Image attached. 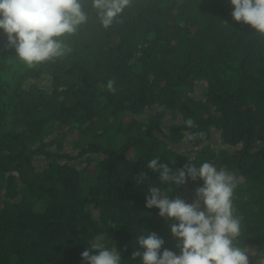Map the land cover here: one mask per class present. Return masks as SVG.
<instances>
[{
	"label": "trees",
	"instance_id": "obj_1",
	"mask_svg": "<svg viewBox=\"0 0 264 264\" xmlns=\"http://www.w3.org/2000/svg\"><path fill=\"white\" fill-rule=\"evenodd\" d=\"M83 7L89 19L69 38L72 51L42 65L16 60L0 30V264H84L97 236L122 264H141L131 254L146 232L165 241L161 254L180 255L175 221L146 207L147 191L173 188L171 199L189 203L203 181L161 184L147 168L154 158L173 172L190 160L236 175L238 243L255 246L259 264L264 37L233 19L230 0H132L108 29L90 0Z\"/></svg>",
	"mask_w": 264,
	"mask_h": 264
},
{
	"label": "clouds",
	"instance_id": "obj_2",
	"mask_svg": "<svg viewBox=\"0 0 264 264\" xmlns=\"http://www.w3.org/2000/svg\"><path fill=\"white\" fill-rule=\"evenodd\" d=\"M131 3L132 0H90L91 9L104 29L119 22L118 18ZM230 3L234 9L233 19L250 25L255 34L264 37V0H230ZM83 4L84 0H0V30L6 34L8 46L15 50L16 60L31 68L66 57L72 51L69 38L89 19ZM114 84L110 80L108 90L115 92ZM185 124L189 128L195 126L191 118ZM186 139L194 140L196 135L189 134ZM147 168L159 173L161 184L179 187L186 185L190 178L193 182L203 181V186L196 188L195 199L189 201L190 204L179 195L171 199L169 193L173 188L163 190L149 186L146 207L157 208L161 218L175 221L169 227L178 241L176 247L180 255L166 248L161 254L165 241L145 231L146 235L137 236L135 244L143 251L134 249L133 261L140 259L141 264H251L249 248L256 249L255 246L241 247L238 243L242 218L236 215L233 206L238 183L234 173L218 169L210 162L197 167L190 160L173 172L158 158L148 161ZM136 178L140 184L149 180L143 172ZM187 185L194 188L190 183ZM108 246L102 237H95L81 254L84 264H122L115 244L111 250ZM259 264H264V259Z\"/></svg>",
	"mask_w": 264,
	"mask_h": 264
},
{
	"label": "rangeland",
	"instance_id": "obj_3",
	"mask_svg": "<svg viewBox=\"0 0 264 264\" xmlns=\"http://www.w3.org/2000/svg\"><path fill=\"white\" fill-rule=\"evenodd\" d=\"M168 35V34H167ZM169 38H171L170 36H169ZM171 41V43L172 44H174V43H176V41L177 40H175L173 37L170 39ZM212 144H213V146H216L217 144H220V139H219V135H218V132H214L213 134H212ZM237 149H240V147H238ZM191 195V193H190V191H187L185 194H184V196H186L187 198H188V196H190ZM192 196V195H191ZM194 199H195V197H194ZM190 204V203H189ZM94 214H95V216L98 218L99 217V213H98V211L96 210V211H94ZM249 255H250V261H251V257H252V255H254L255 253H256V249H253V248H249Z\"/></svg>",
	"mask_w": 264,
	"mask_h": 264
}]
</instances>
